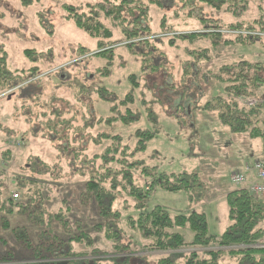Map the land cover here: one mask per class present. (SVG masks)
<instances>
[{
    "label": "trees",
    "instance_id": "1",
    "mask_svg": "<svg viewBox=\"0 0 264 264\" xmlns=\"http://www.w3.org/2000/svg\"><path fill=\"white\" fill-rule=\"evenodd\" d=\"M165 1L102 0L97 5L100 12L96 14L78 13L64 5L66 19L97 43L93 54L86 48H75L77 57L107 58L101 73L107 76L116 50L128 48L132 54L150 60L155 42L172 45L176 40L185 41L186 54L200 53L205 58L207 39H212L214 45L249 48L259 44L264 53V37L252 35L264 33V0H184L182 7L179 5L172 11L178 26L190 29L184 34H176L173 26L166 24L164 16L158 27L152 28L151 12L162 8ZM22 4L29 5L27 0H22ZM205 12L215 15L205 17ZM227 18L232 21L227 22ZM200 29L207 31L199 32ZM218 37L224 39L218 43ZM200 42L205 45L199 46ZM193 45H197L196 50L191 49ZM136 46L142 49L133 51ZM25 54L29 55V51ZM5 62L6 53L0 49V96L4 97L0 99L14 107V120L25 117L28 125L21 137L8 136L23 140L24 133L38 136L51 145L54 158L44 164V171L38 172L40 167L36 165L38 170L35 171L31 165L36 158L29 156L31 163L25 170L36 174L32 179L0 170V264H264V249L250 248L264 242L263 200L252 197L245 188L228 192L225 202L229 225L221 235L208 233L203 212L171 216L161 206L146 212L151 189L166 193L189 191L198 183L197 176L158 174L152 168L134 163L132 153L120 138L105 133L90 137L94 144L106 145L99 154L88 155L82 143L86 132L102 123H128L133 120L131 111L105 121L98 120L87 110L91 94L82 90L83 87L79 89L71 84L69 92L65 84L62 85L67 81L56 78L61 83L55 88L36 92L34 86H40L45 78L39 69L10 73L5 70ZM180 69L183 80L191 76L188 61H184ZM81 75L74 77H79L78 83L83 84L86 75ZM129 79L133 81L134 76ZM213 79L223 85L224 94L207 102L204 110L216 112L220 123L231 133L260 139L264 153V102L256 107L245 105L247 100L263 99L264 58L256 62L243 59L223 64L213 74ZM24 92H27V101L17 103L18 95ZM97 93L100 97L109 96L106 90ZM131 99V95H127L119 105L129 104ZM24 105H31V109L24 110ZM115 107L113 104L110 110ZM29 115L35 117L37 126L31 125ZM4 134H0V141L6 146L9 137L2 136ZM136 135L139 138L136 151L144 150L146 142L154 137L149 131H137ZM70 176L83 182L80 190L68 197L52 195L54 189L66 193L62 183ZM45 178L50 183L43 180ZM140 178L143 182L139 184ZM8 191L18 192L21 199L6 197ZM72 198L77 201L70 204ZM75 209V212L93 209L97 223L93 224L92 234L73 216ZM13 213L38 227L35 242L25 229L11 225L8 217ZM183 229L192 234L189 241L178 232ZM98 235L106 243V249L98 245ZM182 250L188 251L176 253ZM154 252L174 253L155 258L144 255Z\"/></svg>",
    "mask_w": 264,
    "mask_h": 264
},
{
    "label": "rangeland",
    "instance_id": "2",
    "mask_svg": "<svg viewBox=\"0 0 264 264\" xmlns=\"http://www.w3.org/2000/svg\"><path fill=\"white\" fill-rule=\"evenodd\" d=\"M183 1L167 0L162 8L152 11V28L156 29L159 20L164 16L166 24L173 26L176 34L187 33L190 29L182 25L179 27L172 16V11L182 7ZM27 2L29 5L23 6L22 0H0V49L6 53L5 70L14 73L29 68L39 69L45 78L42 79L40 86H34L36 92L42 88L48 90L55 88L61 83L56 78L67 81L62 85L65 84L64 88L69 92L72 85L79 89L83 87L82 90L91 94L87 110L91 117L94 116L98 120L105 121L125 115L127 110L131 111L133 120L128 123L119 121L112 122L111 125L102 123L89 129L82 141L87 154L92 156L102 151L106 143L98 146L90 141V137L105 133L120 138L122 144L132 153L131 160L134 163L152 168L158 174H195L198 183L189 191L166 193L157 188L151 189L146 202V212L156 206L166 208L171 216L203 212L207 218L208 233L221 235L229 225L225 196L230 191L242 189L231 184L229 177L235 172H243L245 167H251L255 161L264 162V153L260 139L231 133L227 126L220 123L216 112L204 110V106L212 98L224 94L223 85L213 79V74L218 68L223 64L243 59L251 62L261 61L264 53L260 45L254 44L249 48L214 45L212 39H207L208 53L205 58L200 53L186 54L183 50L187 47L185 41L176 40L172 45L155 42L150 60L132 54L128 48H120L114 52L108 75L102 76V68L106 66L108 59L77 57L75 48L80 46L93 54L97 43L78 29L71 20H67V11L63 9L64 5H68L78 13L96 14L100 12L97 5L101 4L102 0H27ZM205 14V17L215 15L211 12ZM226 20L232 21L230 18ZM200 31L205 32L207 29ZM116 39L119 40L118 37ZM222 40L218 37V43ZM204 45L202 42L199 43V46ZM196 48L197 45L191 47L194 50ZM132 49L139 51L142 47L136 46ZM26 50L29 51V55L25 54ZM184 61H188L192 68L191 76L185 80L181 77L180 69ZM78 73H81V76L83 73L86 75L83 84L78 83L79 77H74ZM130 76H134L133 81L129 79ZM262 89L261 96L264 98V86ZM102 90H106L109 96L100 97L97 92ZM26 93L18 95L17 103L27 101ZM127 95H131V102L119 105ZM113 104L116 107L111 111ZM23 107L24 110L31 109V105ZM12 111L14 107H10L5 99H0V134L3 132L5 134L2 136L14 134L21 137L20 134L28 126L26 118L14 120ZM28 119L32 126H37L33 115H29ZM137 131H149L154 135L146 142V147L142 151H136L139 140ZM23 136L22 147L15 145L14 141H9L14 139V136H8L6 146L0 141V170L1 173L16 177L24 174L29 177L28 179H32L36 174L25 170L31 163L28 157L36 158L31 165L35 171L38 170L36 167L38 165L40 167L38 172H42L45 170L44 164L54 158V153L51 145L42 138L25 133ZM71 179L72 177L62 183L65 184L63 187L66 193L54 189L51 194H63L64 197H68L79 191L80 183L83 182L78 178ZM249 179H253V175H250ZM43 180L50 183L48 178ZM142 182L140 178L138 183ZM12 193L18 192L8 191L5 196L9 197ZM20 199L21 197L17 200ZM74 201H77L76 198H72L70 204ZM118 203L119 201L116 204ZM73 216L81 220L87 232L93 233V224L97 223L93 209L89 211L80 209ZM8 220L12 222L13 227L25 229L35 242L36 233L39 231L37 226L21 215L10 216ZM178 232L183 234L187 241L192 237L187 229ZM97 238L98 245L106 249L107 245L101 235ZM255 246L250 248L259 249ZM186 251L188 250L176 253ZM168 253L154 252L144 255L155 258Z\"/></svg>",
    "mask_w": 264,
    "mask_h": 264
},
{
    "label": "built area",
    "instance_id": "3",
    "mask_svg": "<svg viewBox=\"0 0 264 264\" xmlns=\"http://www.w3.org/2000/svg\"><path fill=\"white\" fill-rule=\"evenodd\" d=\"M253 35L257 37H264V33ZM258 100H250L248 101L249 106H255L259 104ZM14 141L15 145H22L21 140H10ZM253 175V179H249V176ZM229 181L231 184L237 187H245L248 193L257 199L264 198V162L263 161H255L251 167H245L243 172H235L229 177ZM12 198L14 200L19 199V195L16 193L12 194ZM255 247L259 249H264V244H258Z\"/></svg>",
    "mask_w": 264,
    "mask_h": 264
},
{
    "label": "crops",
    "instance_id": "4",
    "mask_svg": "<svg viewBox=\"0 0 264 264\" xmlns=\"http://www.w3.org/2000/svg\"><path fill=\"white\" fill-rule=\"evenodd\" d=\"M213 99V98H212ZM263 102H264V98L263 99H261ZM247 101H249V100H247ZM247 101H246V103H247ZM246 103H245V105H246ZM260 200H263L264 201V198H261ZM14 215H17L16 213H13L12 215H10V216H14ZM9 216V217H10ZM9 217H8V219H9ZM23 217V216H22ZM10 221V220H9ZM11 222V221H10ZM11 225L13 226V224H12V222H11Z\"/></svg>",
    "mask_w": 264,
    "mask_h": 264
}]
</instances>
